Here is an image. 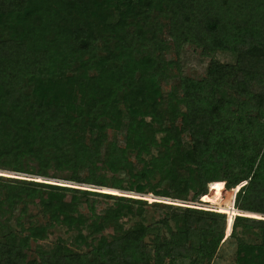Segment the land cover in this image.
Instances as JSON below:
<instances>
[{"label": "trees", "instance_id": "16d2710c", "mask_svg": "<svg viewBox=\"0 0 264 264\" xmlns=\"http://www.w3.org/2000/svg\"><path fill=\"white\" fill-rule=\"evenodd\" d=\"M187 44L209 59L199 78L180 71ZM160 79L171 81L167 92ZM107 128L123 132L122 144L106 141ZM97 163L109 177L94 172ZM0 168L40 178L67 171L62 179L75 184L1 179L0 219L26 199L46 221L21 237L0 220V264H208L225 219L231 263L264 264V0H0ZM156 177L149 192L185 204L145 196L168 216L125 226L145 200L116 189L131 179L126 189L141 192ZM53 186L115 205L89 206L90 230L74 237L88 238V250L57 241L28 258L29 239L57 219L75 231L86 220L72 202L38 194ZM239 225L252 237L235 234Z\"/></svg>", "mask_w": 264, "mask_h": 264}, {"label": "rangeland", "instance_id": "374dc122", "mask_svg": "<svg viewBox=\"0 0 264 264\" xmlns=\"http://www.w3.org/2000/svg\"><path fill=\"white\" fill-rule=\"evenodd\" d=\"M110 18L113 19L114 18V14L112 13V11L110 12ZM212 57L220 62H232L233 61V56L229 53H224V52H214L212 54ZM164 58L165 59H173L174 55L171 51H166L164 53ZM178 64L180 65V71L182 72L183 75L188 76V77H192V78H199L202 75H204V71H205V67L207 65L208 62V58L201 56L199 53V48H196L193 45H184L182 47V49L180 50V53L178 55ZM158 87L159 90L161 92H167L170 88H171V81L169 79H160L159 83H158ZM119 108L122 109L121 104L118 105ZM123 113V112H122ZM124 117V116H123ZM85 120L89 121V118H85ZM122 120H125L122 118ZM157 137L161 136L160 133H157L156 135ZM106 141H115L118 144H122L123 142V132L116 130L115 128H107L106 130ZM89 133H85L83 135V140L85 141H89ZM184 142L187 143V137L184 136L183 137ZM29 165H34V163L31 161L29 163ZM94 172L97 174H105V176L109 177L110 173L108 171H106L99 163H97L95 165V169ZM0 181L1 179H8V177H14V178H24L27 180H34L32 178L36 177L37 175L34 174H29V173H17V172H12L10 170H6V169H2L0 168ZM11 173V174H10ZM13 173V174H12ZM47 173L49 174L48 177H41L43 179H47L48 181H55V182H67V183H72L71 181L62 179L67 175L68 172L67 171H60V172H55L52 168H48L47 169ZM14 174H18L21 175L23 177H17V176H10V175H14ZM86 171H82L80 172V175H85ZM54 176H58V177H54ZM31 177V178H29ZM61 177V178H60ZM40 177H36L35 181H39L41 180ZM158 179V177H156V179L154 180H150V182H145L144 183V189L141 192H137L133 189H126L129 185V183H131V179L130 180H122L121 186L124 189H116L117 191H119V194L117 195H123V196H127V197H131V198H137V199H141V200H145V204H140L143 208V214L142 216L139 218L137 216L132 215L130 212L126 213V215L123 217V222L125 224V226H130L133 225L137 222L142 221L144 224L147 223H157L158 220H160L161 218L167 217L169 214V211L167 209H159L154 207L153 205L149 204L155 200H151L149 201L147 198H143V197H150V198H156L159 197L165 201H156V202H160V203H167V204H173V205H183L182 201L179 199H174V198H170V197H160V196H155L153 195L151 192V186L152 183L155 182ZM45 182V181H42ZM46 183H50V184H54V185H59V186H68V185H61V184H57V183H51V182H46ZM75 185V184H73ZM85 185V184H82ZM165 185V183H163L161 186ZM222 186L224 187V183H222ZM56 186L53 187H48V188H42L39 191V195L40 196H46V194L50 191L51 192V197L53 202H57V201H63V202H72L73 204H75L76 209L79 213V215L81 216V218H84L86 220H84V224L83 226H78L77 231L73 230H68L63 224H61L60 218L57 219L55 222H53L52 227H50L48 229V232L46 234V236L44 238L41 239H29L28 243H27V247L25 248L26 254L28 258H32L36 255V253L39 250H45V251H50L53 248V245L57 242V241H63V243L67 244L71 249L75 250V251H86L88 250L89 246H88V242L89 239L85 238L84 242H80L79 240H76L74 237L80 233L81 236H85L89 230H90V226H89V213H88V208L89 206L92 204L94 205V209L95 212H99L100 210H103L104 208L107 207H111L115 205V199L114 198H105V197H100V196H95V195H91V194H87L88 196H83L82 194H79L77 192H72L70 190H67L68 188H54ZM86 187H91L90 189H86V190H90L93 191L94 187L97 186H93L91 184L87 185ZM96 189V188H95ZM225 189V188H224ZM108 190V189H107ZM98 191V190H95ZM101 192V191H99ZM124 193H128L131 195H126ZM211 195V192L209 191V185L207 187V193ZM221 198L222 199H227V194L225 191H222L221 193ZM84 199H86V201H84ZM88 201V202H87ZM179 203V204H175V203ZM195 203L197 204L196 206H200L202 202H199V200L197 199L195 201ZM185 204V203H184ZM190 205V204H189ZM39 204L37 203V200H32V201H26V199L24 200H18L15 204L14 207L11 209L10 212H6L3 215V218L1 217V222L2 220H4V226L7 227L8 231L15 233L17 236H23L25 234H27L28 229L31 225H37V224H43L45 223V218L41 216L40 214V209H39ZM207 207V206H206ZM132 209L135 208V205L133 204L131 206ZM235 213V212H234ZM226 216V214H225ZM233 219H231V223H232ZM170 223V222H169ZM157 228H159L157 230V234L161 235V236H166L167 235V231L165 230V228L163 226H160L157 224L156 226ZM170 227H172L170 225ZM2 230V229H0ZM105 232V231H104ZM238 232H243V236H251L248 233V230H244L240 225L237 226L236 228V232L235 234H237ZM154 233V230L152 232V234ZM229 233H227L226 231V219H225V230H224V235H223V242L220 244L218 251L215 253V255L213 256V258L208 262V264H232L231 259H232V253H233V247H234V243L233 240L230 238V236L228 235ZM151 238V235L149 234L147 237H144V241L147 243L149 242ZM96 239V238H94ZM247 239V238H246ZM96 240H93L91 243L95 244ZM148 250L151 249V247L147 246L146 247ZM182 262H185V264L188 262L187 260H183ZM200 264H204L203 262H200Z\"/></svg>", "mask_w": 264, "mask_h": 264}, {"label": "built area", "instance_id": "2783aa9c", "mask_svg": "<svg viewBox=\"0 0 264 264\" xmlns=\"http://www.w3.org/2000/svg\"><path fill=\"white\" fill-rule=\"evenodd\" d=\"M189 204L192 205V206H196L197 205L195 202H189ZM232 217H233V215H232Z\"/></svg>", "mask_w": 264, "mask_h": 264}, {"label": "bare ground", "instance_id": "6f19581e", "mask_svg": "<svg viewBox=\"0 0 264 264\" xmlns=\"http://www.w3.org/2000/svg\"><path fill=\"white\" fill-rule=\"evenodd\" d=\"M202 206H205V205H202ZM208 207V206H207ZM212 208H216V207H212ZM218 209V208H217ZM231 212H233V210H231Z\"/></svg>", "mask_w": 264, "mask_h": 264}, {"label": "clouds", "instance_id": "9594fccd", "mask_svg": "<svg viewBox=\"0 0 264 264\" xmlns=\"http://www.w3.org/2000/svg\"><path fill=\"white\" fill-rule=\"evenodd\" d=\"M229 233V232H228Z\"/></svg>", "mask_w": 264, "mask_h": 264}]
</instances>
